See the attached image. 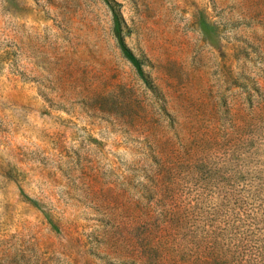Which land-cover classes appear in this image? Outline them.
I'll return each mask as SVG.
<instances>
[{"label": "rangeland", "instance_id": "374dc122", "mask_svg": "<svg viewBox=\"0 0 264 264\" xmlns=\"http://www.w3.org/2000/svg\"><path fill=\"white\" fill-rule=\"evenodd\" d=\"M0 0V264H264V0Z\"/></svg>", "mask_w": 264, "mask_h": 264}, {"label": "trees", "instance_id": "16d2710c", "mask_svg": "<svg viewBox=\"0 0 264 264\" xmlns=\"http://www.w3.org/2000/svg\"><path fill=\"white\" fill-rule=\"evenodd\" d=\"M105 1L108 3L113 12V30L123 55L135 66L140 76L145 79L142 61L133 53V51L127 46L125 42V35L123 33V20L120 14L117 12L116 8L110 0Z\"/></svg>", "mask_w": 264, "mask_h": 264}]
</instances>
